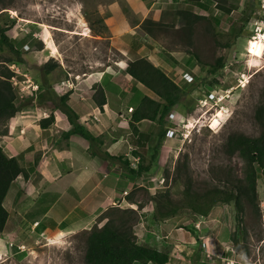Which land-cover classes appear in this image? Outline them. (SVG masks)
<instances>
[{
    "label": "rangeland",
    "instance_id": "1",
    "mask_svg": "<svg viewBox=\"0 0 264 264\" xmlns=\"http://www.w3.org/2000/svg\"><path fill=\"white\" fill-rule=\"evenodd\" d=\"M69 4V0H0V25L20 53L15 56L7 47L0 48V70L8 67L14 75L11 83L17 106L23 99L34 97L32 93L36 85L37 94L42 89L46 94L47 87L54 90V83L62 84V79L68 77L66 71L82 76L89 70L90 63L99 61L106 65L120 57L109 50L107 42H102L99 51L91 54L95 47L93 43L70 35L78 31L73 27L81 20H85V25L88 24L94 33L101 25L93 23L100 19L99 16L84 11L82 7L70 11ZM227 6L236 9L229 15L218 10V21H200L190 38L181 39L180 29L175 30L174 26L163 33L164 45L168 49L183 52L180 57L185 95L182 103L173 110L189 119L190 124L188 130L183 128L174 137L177 144L168 142L167 145L171 146L168 155L163 153L161 156L159 175L164 177L165 185L148 191L154 196L147 192L136 195L144 205L149 204L152 197H157L159 202L154 205L159 221L164 222L168 216L172 218V231L175 227L181 228L183 236L175 235L174 239L197 243L193 247L194 259H171V264H193L194 261L195 264H264V168L255 166L254 169L256 204H249L247 197H243V211L239 212L233 200L226 201L228 195L237 193L240 180H244L243 184L250 189L246 177L251 172L239 153H227L228 139L235 134L257 138L262 132L255 116L262 103L264 88V47L258 58L254 57L251 42L255 39L264 41V0H227ZM124 14L131 24L136 22L129 9H125ZM183 24L179 27L182 28ZM56 28L70 33L57 32ZM41 36L45 41L48 36L49 46L52 37L60 42L59 55L57 50L55 54L52 50V57L49 53H37L43 43ZM18 57L22 62L15 60ZM48 61L59 67L48 76L46 87L40 69ZM185 74H190L193 81H186ZM220 94L227 95L222 103L229 106L231 117L223 124L228 109L220 111L221 125L212 131L207 125L213 120L216 110L211 109ZM29 104L34 105L33 101ZM208 110L210 112L205 115ZM2 129L0 127V132ZM56 201L57 196L53 194L36 201V208L28 220H41V214L49 209L46 216L55 217L57 209L60 207L61 210ZM100 222L101 217L96 222L101 227L105 221ZM89 232L86 230L52 240L38 237L32 247L23 246V251L0 237V264H86L85 240ZM183 252L184 255L187 253L186 250Z\"/></svg>",
    "mask_w": 264,
    "mask_h": 264
},
{
    "label": "crops",
    "instance_id": "2",
    "mask_svg": "<svg viewBox=\"0 0 264 264\" xmlns=\"http://www.w3.org/2000/svg\"><path fill=\"white\" fill-rule=\"evenodd\" d=\"M211 1L106 0L103 3L102 0H69L67 7L70 11L82 7L84 11L99 16L100 19L93 23L101 25L94 33L88 24L85 25L86 21L81 20L77 23L78 27L73 28L85 33L75 31L70 35L80 36L82 40L93 43L95 47L91 54L99 51L102 42H107L109 50L120 56L106 65L99 61L90 63L89 70L82 76L66 71L68 77L62 79V84L58 82L52 86L59 96L69 93L68 104L78 115L79 123L100 141L91 147L79 135L68 136L67 132L71 130L68 119L45 96L44 89L36 97L23 99L19 106L16 105L18 112L7 123V132L0 136V147L9 158H16L27 176L22 174L14 180L4 200L8 220L0 234L2 240L26 248L29 245L32 247L38 237L51 240L68 237L90 230L109 208L119 207L138 212L140 219L135 226V233L141 245L168 253L169 261L194 259L193 247L197 243L191 240L186 243L176 241L173 236L181 237L183 233L180 227L171 230L172 218L164 222L154 219L155 197L144 205L139 201V195H136L155 191L160 188L159 185H165L160 183L164 181V177L159 175L161 156L163 153L168 155V150H171L168 142L177 144V139L165 135L156 158L151 161L159 142V125L144 119L132 128L130 120L142 96L151 99H157V96L134 80L127 73V67L130 62L146 59L183 90L186 84L181 75L180 56L183 52L172 51L164 45V32L150 36L141 29V24L151 20L162 24L160 30H163V26L164 31L173 26L175 30L181 29L179 25L183 20L176 15L179 10H189L206 17L208 21H218L217 3ZM122 2L138 24L135 21L130 23L122 9ZM56 30L70 33L65 29ZM41 40L43 43L38 54L44 52L53 56L52 50L57 48L56 54L59 55V41L50 38V47L48 36L46 41L41 36ZM101 84L106 88V104L99 108L93 99V87ZM30 101L34 105L29 104ZM50 117H53L54 122L42 128L40 122ZM135 159L138 165L134 168L132 164ZM138 167H147V170L138 174ZM50 194L57 196L56 203L61 206V210L59 207L53 218L52 215L46 216L49 209L41 214V220H28L29 214L36 208L35 202ZM165 234L167 236H163ZM185 250L187 253L184 255ZM189 252H193L192 255Z\"/></svg>",
    "mask_w": 264,
    "mask_h": 264
},
{
    "label": "trees",
    "instance_id": "3",
    "mask_svg": "<svg viewBox=\"0 0 264 264\" xmlns=\"http://www.w3.org/2000/svg\"><path fill=\"white\" fill-rule=\"evenodd\" d=\"M215 1L217 3V8L225 14L229 15L236 9L234 6H227V0ZM122 7L124 11L128 9L123 2ZM176 15L184 22L183 27L180 29L181 39L190 38L196 25L200 21L207 20L206 17L196 15L189 10H179ZM160 27H162V24L155 23L151 20H146L142 24V29L150 36H156L158 32H167L164 31V26L163 30H160ZM4 47H7L13 55H20L6 35V30L0 25V48L3 49ZM15 60L22 62L19 57ZM58 67L57 63L51 61H48L41 67L40 70L43 74L42 80L44 86L47 87L48 76ZM127 73L157 96V99L142 96L130 120L132 128H135V124L144 119H149L159 125V142L155 147L156 151H154L152 155V161L156 158L161 140L166 135L168 115L177 105L182 103V98L185 93L161 69L155 67L146 59L130 62L127 67ZM13 76L12 71H10L8 67L0 70V127H3L0 136L7 132L5 128L7 123L18 112V107L15 102L16 95L11 83ZM47 88L45 96L48 95L55 107L66 116L71 125V130L67 132V135H79L86 139L91 147H93L96 142H99L100 138L93 136L79 123L78 115L68 104L70 98L69 93L59 96L51 87ZM105 89L103 84L93 87V91H95L93 99L99 108H102L104 104H106ZM255 117L262 130L259 137L248 138L244 135L235 134L231 136L227 142V153L229 155L239 153L241 158L247 162L248 167L251 169L250 174L246 177L250 189L245 187L243 184L245 183L244 180H240V185L236 186L237 193L235 195H228L226 199L227 202L233 200L239 212L243 211L241 204V199L243 197H247L249 204H256L257 191L254 169L255 166L264 168V88L262 92V103L257 108ZM53 122V117H50L48 120H42L40 126L46 128ZM145 170H147V167H138L136 173L139 174ZM22 174L27 176V173L20 167L16 158H9L0 147V234L3 233L8 220V212L3 204L4 200L11 184ZM188 186L189 183L187 184V187ZM156 198H154L155 205L159 202ZM155 216V220L159 221L160 219L157 212ZM100 217L101 222L105 221V224L101 227L99 224L91 227L85 240L86 264H167L169 262L168 253L139 243L135 233V225L139 219L137 211L112 207ZM166 219H169L168 216L165 217V220Z\"/></svg>",
    "mask_w": 264,
    "mask_h": 264
},
{
    "label": "built area",
    "instance_id": "4",
    "mask_svg": "<svg viewBox=\"0 0 264 264\" xmlns=\"http://www.w3.org/2000/svg\"><path fill=\"white\" fill-rule=\"evenodd\" d=\"M184 78L186 81H189V82L193 81L192 80L193 78L190 74H185ZM37 90H38V86H34L33 87V93H32V95L34 97L37 96V93H36ZM209 112H210V110H208L205 114H207ZM213 117H214L213 120H211V122H209V124H208L209 128H213V126L215 125L214 124L215 114H213ZM168 122H169V128H168L167 133H166V137H168V138H174L177 134L180 133L179 131L182 130L183 128L185 130H188L187 128H188V125L190 124L189 119H187L184 115H178V113L175 110L170 112V114L168 116ZM217 124H218L217 125V127H218L220 125V121ZM182 136L185 138L184 134H182ZM137 165H138V160L135 159L132 166L135 168V167H137ZM160 183L163 184L164 181H160ZM18 248L23 251V246H20Z\"/></svg>",
    "mask_w": 264,
    "mask_h": 264
},
{
    "label": "clouds",
    "instance_id": "5",
    "mask_svg": "<svg viewBox=\"0 0 264 264\" xmlns=\"http://www.w3.org/2000/svg\"><path fill=\"white\" fill-rule=\"evenodd\" d=\"M225 99H227V95L226 94H220L219 96L217 95L216 96V100H215V102H214V106L212 107V109L211 110H213V109H215L216 111H215V116H217V114L220 112V111H222L223 112V110H226V109H228V112H227V114L228 115H226V120H224L223 121V124H225L226 122H227V120L231 117V114L229 115V112H230V108H229V106H226L225 104H223L222 102L225 100ZM173 111V110H172ZM224 114V113H223ZM206 115V114H205ZM169 116V115H168ZM167 121H168V118H167ZM221 122L222 121H220V125H221ZM169 123V122H168ZM223 124H222V126H223ZM217 125L218 124H216V125H214V126H216L217 127ZM219 125V126H220ZM218 126V127H219ZM221 126V127H222ZM207 127H209L208 125H207ZM217 127V128H218ZM220 127V128H221ZM169 128V127H168ZM217 128H210L212 131H215ZM168 130V129H167ZM219 130V129H218ZM167 133V132H166Z\"/></svg>",
    "mask_w": 264,
    "mask_h": 264
},
{
    "label": "bare ground",
    "instance_id": "6",
    "mask_svg": "<svg viewBox=\"0 0 264 264\" xmlns=\"http://www.w3.org/2000/svg\"><path fill=\"white\" fill-rule=\"evenodd\" d=\"M264 47V41L262 39L258 40V39H255L254 41L251 42V52L254 54V57H257L258 58V54H260L261 52V49ZM57 49V48H56ZM55 48H53L54 50V54H55ZM25 53V52H24ZM25 56V55H24ZM57 56V55H56ZM27 57V56H26ZM52 57V56H51ZM50 57V58H51ZM13 79V78H12ZM30 79V78H29ZM23 80V79H22ZM18 84V83H17ZM31 85V84H30ZM18 86V85H17ZM21 91V90H20ZM24 98V97H23ZM22 99V98H21ZM222 117V113L219 112L217 114V116H215V119H214V124H217L219 121H220V118ZM214 118V117H213ZM207 122V121H206ZM196 123V122H195ZM199 123V122H198ZM193 125V124H191ZM168 127V126H167ZM202 127V126H201ZM200 127V128H201ZM196 128V127H195ZM213 128H216V126H213ZM263 168V167H262Z\"/></svg>",
    "mask_w": 264,
    "mask_h": 264
}]
</instances>
